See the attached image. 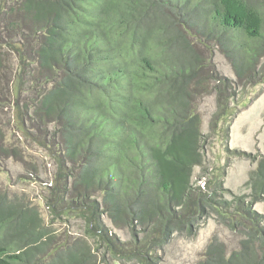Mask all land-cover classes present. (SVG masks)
Segmentation results:
<instances>
[{"label":"trees","instance_id":"trees-1","mask_svg":"<svg viewBox=\"0 0 264 264\" xmlns=\"http://www.w3.org/2000/svg\"><path fill=\"white\" fill-rule=\"evenodd\" d=\"M213 45L244 81L264 51V0H0V107L51 155L52 209L82 217L117 261L157 264L212 211L233 217L238 245L212 238L193 264H264V155L231 199L192 179ZM15 153L0 123V155ZM12 249L0 240V264H24Z\"/></svg>","mask_w":264,"mask_h":264},{"label":"rangeland","instance_id":"rangeland-1","mask_svg":"<svg viewBox=\"0 0 264 264\" xmlns=\"http://www.w3.org/2000/svg\"><path fill=\"white\" fill-rule=\"evenodd\" d=\"M213 46L204 54L201 73L205 86L194 97L204 134V160L194 167L192 179L200 175L197 183L202 188L207 179L211 186L220 181L217 197L231 199L232 193L243 191L249 172L264 155V51H254L257 60L240 82L231 62ZM231 80L238 84L231 88ZM195 84V80L191 82ZM14 118L9 106L0 107L6 143L16 152L0 155V240L16 252L28 250L24 264H133L130 259L125 263L115 260L104 244L86 231L82 217L52 209L47 198L55 163L47 148L25 136ZM255 206L264 209V202ZM232 218L227 220L212 211L202 215L194 235L175 233L163 249L156 250L157 264H193L203 257L212 238L228 250L237 247L238 228H232ZM116 230L123 238L131 237V232Z\"/></svg>","mask_w":264,"mask_h":264}]
</instances>
